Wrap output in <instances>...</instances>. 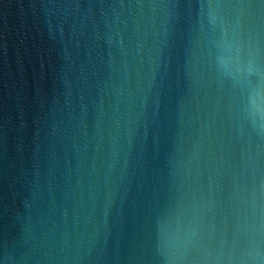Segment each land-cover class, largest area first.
Masks as SVG:
<instances>
[{"label":"water","instance_id":"95a60500","mask_svg":"<svg viewBox=\"0 0 264 264\" xmlns=\"http://www.w3.org/2000/svg\"><path fill=\"white\" fill-rule=\"evenodd\" d=\"M0 264H264V0H0Z\"/></svg>","mask_w":264,"mask_h":264}]
</instances>
